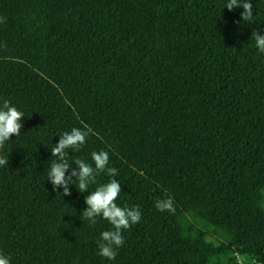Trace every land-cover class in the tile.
I'll return each mask as SVG.
<instances>
[{"label": "trees", "instance_id": "1", "mask_svg": "<svg viewBox=\"0 0 264 264\" xmlns=\"http://www.w3.org/2000/svg\"><path fill=\"white\" fill-rule=\"evenodd\" d=\"M228 2L0 0V105L24 114L0 149L10 264H264V0L253 23ZM85 126L66 176L106 151L116 204L141 212L111 261L97 241L112 226L83 211L113 177L69 196L47 180L59 136Z\"/></svg>", "mask_w": 264, "mask_h": 264}, {"label": "clouds", "instance_id": "2", "mask_svg": "<svg viewBox=\"0 0 264 264\" xmlns=\"http://www.w3.org/2000/svg\"><path fill=\"white\" fill-rule=\"evenodd\" d=\"M241 20L248 23L254 22L253 4L250 0H229L225 8L229 11L234 8H241ZM252 39L255 42L257 50L264 54V35L258 31H253ZM24 114L11 106L10 102L4 100L0 105V149L6 142L10 141L12 136H20L22 128L21 120ZM92 130L85 126V130L80 128H72L70 132L66 131L59 136L58 144L51 149V155L54 158L50 164L48 171V181H50L55 189L63 188V196L71 195L70 185H75L79 192H89V185L95 182V178L104 173L113 179L106 184L98 187L96 190L89 192L85 198L86 210L83 216L90 223L95 224L98 217H102L111 226L112 230H105L101 233L100 239L97 241L98 255L107 260H114L117 255L116 249L124 243L123 230L129 229L141 220V212L139 206L132 208L120 207L116 204V200L121 193V185L115 179L118 170L115 167H109V154L106 151L92 152L91 160L93 163H86L82 159H76L74 164L78 166V171L73 170L69 176H66L71 164L68 162V151H80L85 145L87 137ZM9 159L0 157V166L8 165ZM75 178V179H73ZM155 207L158 211L174 212V201L172 198L157 200ZM0 264H10V259L0 254Z\"/></svg>", "mask_w": 264, "mask_h": 264}, {"label": "rangeland", "instance_id": "3", "mask_svg": "<svg viewBox=\"0 0 264 264\" xmlns=\"http://www.w3.org/2000/svg\"><path fill=\"white\" fill-rule=\"evenodd\" d=\"M240 261H241L243 264H250V263H248V259H246V258H242V257H240Z\"/></svg>", "mask_w": 264, "mask_h": 264}, {"label": "built area", "instance_id": "4", "mask_svg": "<svg viewBox=\"0 0 264 264\" xmlns=\"http://www.w3.org/2000/svg\"><path fill=\"white\" fill-rule=\"evenodd\" d=\"M237 258V264H243L241 261H240V257L239 256H236Z\"/></svg>", "mask_w": 264, "mask_h": 264}]
</instances>
